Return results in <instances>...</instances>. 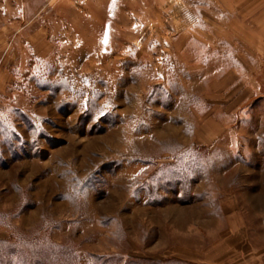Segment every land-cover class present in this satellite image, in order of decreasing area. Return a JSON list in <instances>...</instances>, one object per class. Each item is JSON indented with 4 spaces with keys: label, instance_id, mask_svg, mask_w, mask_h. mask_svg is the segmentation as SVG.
Here are the masks:
<instances>
[{
    "label": "rangeland",
    "instance_id": "374dc122",
    "mask_svg": "<svg viewBox=\"0 0 264 264\" xmlns=\"http://www.w3.org/2000/svg\"><path fill=\"white\" fill-rule=\"evenodd\" d=\"M250 15L0 0V264H264Z\"/></svg>",
    "mask_w": 264,
    "mask_h": 264
},
{
    "label": "crops",
    "instance_id": "0c3cea01",
    "mask_svg": "<svg viewBox=\"0 0 264 264\" xmlns=\"http://www.w3.org/2000/svg\"><path fill=\"white\" fill-rule=\"evenodd\" d=\"M223 9L232 11L238 10V8L242 7L245 11L251 12V29L250 33L253 35L264 34V0H220ZM247 16H241V26L244 27L243 24L244 19ZM240 19V18H239ZM260 38V37H259Z\"/></svg>",
    "mask_w": 264,
    "mask_h": 264
}]
</instances>
